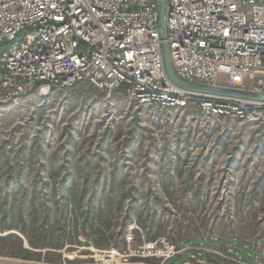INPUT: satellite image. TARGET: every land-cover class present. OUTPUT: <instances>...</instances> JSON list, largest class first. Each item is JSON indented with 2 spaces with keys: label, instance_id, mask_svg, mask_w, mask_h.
I'll return each mask as SVG.
<instances>
[{
  "label": "rangeland",
  "instance_id": "1",
  "mask_svg": "<svg viewBox=\"0 0 264 264\" xmlns=\"http://www.w3.org/2000/svg\"><path fill=\"white\" fill-rule=\"evenodd\" d=\"M0 163L5 178L38 185L40 216L44 204L57 218L69 176L85 190L60 249L56 234L35 249L0 221V237L41 254H0V264H264V124L36 87L0 106Z\"/></svg>",
  "mask_w": 264,
  "mask_h": 264
},
{
  "label": "built area",
  "instance_id": "2",
  "mask_svg": "<svg viewBox=\"0 0 264 264\" xmlns=\"http://www.w3.org/2000/svg\"><path fill=\"white\" fill-rule=\"evenodd\" d=\"M164 5L165 40L180 78L264 92V0ZM158 20L156 0H0V106L36 87L90 86L125 94L148 111L191 105L264 124V102L176 88L163 66ZM160 243L149 244L154 256L163 257L167 244Z\"/></svg>",
  "mask_w": 264,
  "mask_h": 264
},
{
  "label": "trees",
  "instance_id": "3",
  "mask_svg": "<svg viewBox=\"0 0 264 264\" xmlns=\"http://www.w3.org/2000/svg\"><path fill=\"white\" fill-rule=\"evenodd\" d=\"M0 163V221L8 222L4 228L13 227L11 222H15V228L25 236L28 245L35 249L45 248L50 237L56 234L57 242L54 246L60 249L67 240L66 218L73 210L82 214V205L85 198V190H80L75 176H69L62 181L65 195L61 203L54 199L55 204H61L62 210L55 220L52 218L48 206L42 204L43 214L40 216L37 201V184L31 190H26L24 184L16 179L5 178ZM52 196L55 192H52ZM45 204L47 202H44ZM61 209V208H60ZM88 214V209L86 210ZM91 216V215H90ZM86 215L85 221L89 219ZM15 243H11V236L0 237V254H8L23 259H40V252H32L25 248L21 238L14 236ZM49 262H53L48 260ZM55 262V261H54Z\"/></svg>",
  "mask_w": 264,
  "mask_h": 264
},
{
  "label": "water",
  "instance_id": "4",
  "mask_svg": "<svg viewBox=\"0 0 264 264\" xmlns=\"http://www.w3.org/2000/svg\"><path fill=\"white\" fill-rule=\"evenodd\" d=\"M159 9L158 26L162 39L161 52L163 66L168 80L178 89L206 97H219L229 100H240L252 103L264 102V92L252 89L232 88L225 85H207L195 84L184 81L180 78L171 61L169 46L166 42V23H165V5L164 0H156Z\"/></svg>",
  "mask_w": 264,
  "mask_h": 264
}]
</instances>
